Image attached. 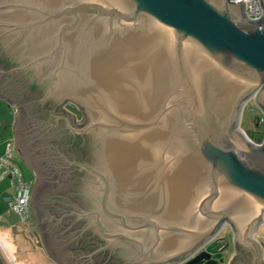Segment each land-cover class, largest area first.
Instances as JSON below:
<instances>
[{"label":"water","instance_id":"95a60500","mask_svg":"<svg viewBox=\"0 0 264 264\" xmlns=\"http://www.w3.org/2000/svg\"><path fill=\"white\" fill-rule=\"evenodd\" d=\"M258 1L250 20L234 0H0V97L51 257L222 264L228 228L264 264V136L239 128L249 101L264 116Z\"/></svg>","mask_w":264,"mask_h":264},{"label":"rangeland","instance_id":"374dc122","mask_svg":"<svg viewBox=\"0 0 264 264\" xmlns=\"http://www.w3.org/2000/svg\"><path fill=\"white\" fill-rule=\"evenodd\" d=\"M69 105L79 111L74 113L75 122L82 120V112L77 106L70 102H65L62 105V109ZM71 109V108H70ZM66 110V109H65ZM20 115V108L15 107L12 103L6 99L0 97V155L5 152V145L8 138L14 135L16 139L17 151L14 153V161L19 166L23 180L36 184L33 171L34 169L27 165L24 157L20 154L17 137H16V121ZM262 113L258 110L253 101H249L245 104L242 110L239 128L245 133V135L252 139L258 140L262 138L264 126L257 127L255 120L261 117ZM35 173V172H34ZM36 176V174H35ZM35 180V183H34ZM12 194L11 189L8 186V180L0 182V237L6 240L7 258L12 264H54L43 250L41 244V236L36 228V222L32 219L29 226L20 225L16 215L9 209L7 205V199ZM222 237L230 238L229 229H224L220 232ZM254 239L260 243L262 250V259H264V223L259 227ZM260 258V259H261Z\"/></svg>","mask_w":264,"mask_h":264},{"label":"built area","instance_id":"2783aa9c","mask_svg":"<svg viewBox=\"0 0 264 264\" xmlns=\"http://www.w3.org/2000/svg\"><path fill=\"white\" fill-rule=\"evenodd\" d=\"M245 3V14L248 19L255 20L261 17L262 10L258 0H234L235 3ZM256 124L264 126V116L257 118ZM264 136L258 140H248L254 145H260ZM16 152V139L11 135L5 145V152L0 155V182L8 180L9 187L12 194L7 199L9 209L16 215L20 225L29 226L31 222V198H32V184L23 180L22 172L19 166L14 161V153Z\"/></svg>","mask_w":264,"mask_h":264},{"label":"flooded vegetation","instance_id":"af4514ba","mask_svg":"<svg viewBox=\"0 0 264 264\" xmlns=\"http://www.w3.org/2000/svg\"><path fill=\"white\" fill-rule=\"evenodd\" d=\"M66 107H69L70 110L73 109L74 113H79V111H77L76 109H74L73 107L67 105ZM256 125V124H255ZM258 127V125H256ZM34 172V171H33ZM34 177L36 180V176L34 173ZM34 180V183H35ZM35 184H33L32 189L34 188ZM32 209V206H31ZM35 220L36 221V228L39 231V223L37 221V218L35 216V212L32 209V215H31V221ZM230 238L227 237H222V235L219 234L220 238H223L220 242L219 245L221 247H223V253H222V258H223V262L222 264H250V256L248 254V252L240 247H235V245L233 244L232 240H231V235H229ZM206 248V246H204L203 248H201L199 250V252L203 251ZM45 254L48 256L49 260L54 263V264H66L64 261H58V259H54L53 257H51L48 252L43 248ZM56 255H60V254H56ZM213 256V255H212ZM80 261V260H79ZM97 262V261H96ZM68 264H82L81 262H76L74 259L72 262L68 263Z\"/></svg>","mask_w":264,"mask_h":264},{"label":"bare ground","instance_id":"6f19581e","mask_svg":"<svg viewBox=\"0 0 264 264\" xmlns=\"http://www.w3.org/2000/svg\"><path fill=\"white\" fill-rule=\"evenodd\" d=\"M6 240L0 237V254L6 260L7 264H12L10 260L7 258V248H6Z\"/></svg>","mask_w":264,"mask_h":264},{"label":"trees","instance_id":"16d2710c","mask_svg":"<svg viewBox=\"0 0 264 264\" xmlns=\"http://www.w3.org/2000/svg\"><path fill=\"white\" fill-rule=\"evenodd\" d=\"M65 109L68 111V112H71L72 114H74V111H73V109L72 110H70L69 109V107H65ZM255 124H256V121H255ZM257 125V124H256ZM16 151H17V148H16Z\"/></svg>","mask_w":264,"mask_h":264},{"label":"crops","instance_id":"0c3cea01","mask_svg":"<svg viewBox=\"0 0 264 264\" xmlns=\"http://www.w3.org/2000/svg\"><path fill=\"white\" fill-rule=\"evenodd\" d=\"M33 174H34V172H33ZM6 180H7V179H6ZM8 186H9V182H8ZM9 188H10V187H9ZM11 191H12V190H11ZM224 229H227V228H224ZM224 229H223V230H224Z\"/></svg>","mask_w":264,"mask_h":264}]
</instances>
